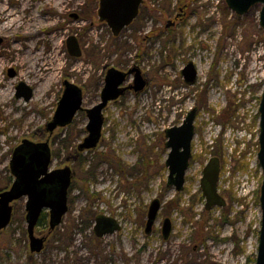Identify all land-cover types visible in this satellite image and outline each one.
<instances>
[{
    "label": "rangeland",
    "instance_id": "obj_1",
    "mask_svg": "<svg viewBox=\"0 0 264 264\" xmlns=\"http://www.w3.org/2000/svg\"><path fill=\"white\" fill-rule=\"evenodd\" d=\"M7 5L18 7L19 1ZM98 5V0H31L20 22L34 15L30 36L24 26L1 30L0 22V190L14 180L9 170L14 148L23 139H47L45 125L64 80L82 89L84 109L100 100L104 67L138 66L148 81L142 91L124 93L103 109L94 149L76 150L87 134L84 110L53 131L50 169L67 165L72 171L67 212L51 233L48 216L46 225L35 227L46 241L42 251L31 253L26 197L14 201L9 225L0 231V264H253L247 258L255 262L262 181L256 113L264 87L260 5L237 15L225 0H144L137 18L117 36L98 19ZM177 12L180 20L166 28ZM70 35L77 39L79 57L67 51ZM15 53L23 57L15 60ZM45 56L53 64L43 66ZM189 61L197 70L193 85L180 74ZM19 82L32 89L28 101L15 97ZM193 108L191 158L177 192L166 185L164 130L179 125ZM213 157L219 160L217 189L226 204L205 210L200 178ZM154 198L161 208L145 234ZM98 215L115 219L119 229L96 237ZM166 217L172 231L164 240Z\"/></svg>",
    "mask_w": 264,
    "mask_h": 264
},
{
    "label": "water",
    "instance_id": "obj_2",
    "mask_svg": "<svg viewBox=\"0 0 264 264\" xmlns=\"http://www.w3.org/2000/svg\"><path fill=\"white\" fill-rule=\"evenodd\" d=\"M142 0H99L98 19L105 21L112 34L117 36L137 16ZM227 7L237 15H243L254 5H260L258 20L259 26L264 30V0H225ZM171 25L169 20L165 27ZM264 40V35H263ZM66 48L71 56L79 57L81 49L75 36L66 39ZM104 85L100 92V100L91 108H82V89L69 82L63 81L62 94L56 104L51 119L45 125L48 137L43 142H32L23 139L17 145L9 161V170L14 180L8 189L0 190V231L9 225L12 216V203L26 197L25 221L29 240V251L39 253L46 237H37L34 233L37 221L42 211H47L49 231L54 230L62 221L67 212V193L71 183L72 171L69 166L50 169L51 149L49 137L57 128L69 125L75 114L84 110L88 122L85 130L86 136L77 145L79 152L94 149L100 141L104 123L103 109L108 102L116 100L127 90L135 93L142 91L147 81L137 67L122 71L114 67H104ZM13 72L10 71L9 75ZM180 74L186 85H193L196 81L197 70L193 62H187ZM132 75V82L124 85ZM15 97L28 101L32 96L31 87L23 82L16 86ZM259 135L257 160L261 169L262 181L259 189V206L261 211L260 227L258 233L257 252L254 264H264V87L259 102ZM196 109H191L179 125L164 130L166 138L165 147L169 149L164 165L168 169L166 185L179 192L184 186V176L191 158V142L194 136V119ZM220 166L216 157L209 159L201 172L200 189L205 199L204 208L223 207L225 199L218 193L217 183ZM161 208L158 198L150 201L145 221V234L152 231ZM119 229L117 221L111 217L98 215L95 218L93 232L96 237L111 234ZM172 231V221L169 217L163 219L161 235L164 240L169 238Z\"/></svg>",
    "mask_w": 264,
    "mask_h": 264
},
{
    "label": "flooded vegetation",
    "instance_id": "obj_3",
    "mask_svg": "<svg viewBox=\"0 0 264 264\" xmlns=\"http://www.w3.org/2000/svg\"><path fill=\"white\" fill-rule=\"evenodd\" d=\"M7 1L8 0H0V19H2V21H0L2 23V27H1V30H13V29H16V28H19V27H23L24 26V35L26 36H30L32 33V30H33V25H34V15L32 13H30V17H27L26 20H24V22H22V24L20 23L22 21V14L30 8V3H31V0H18L19 1V6L18 7H15V6H12V7H9L7 5ZM16 1V0H15ZM98 3H99V0H98ZM144 3V0H142V3L140 4L139 8H138V14L137 16L139 15V12H140V7L143 5ZM99 6V5H98ZM182 8H179V10H181ZM183 10V9H182ZM98 11V10H97ZM33 12V11H32ZM183 12V11H182ZM75 18L77 17V15H73ZM137 16L135 17V19L137 18ZM134 19V20H135ZM133 20V21H134ZM178 20H180V14L179 12L176 13V15L170 19L171 21V24H174L176 23ZM132 21V22H133ZM169 21V20H168ZM167 21V22H168ZM131 22V23H132ZM20 23V24H19ZM130 23V24H131ZM129 24V25H130ZM170 26V25H169ZM168 26V27H169ZM167 28V27H166ZM1 41V39H0ZM12 49L16 52H22L23 51V48H17L15 45H12ZM51 53V52H50ZM15 60H20L22 57H23V54H19L18 56V53H15L14 56ZM18 58V59H17ZM44 65L43 66H50L51 64H53L52 62H49L47 60V56L44 57ZM1 63H3V61L0 59V65ZM4 65V64H3ZM133 67H137L139 68L138 66H133ZM132 68V67H131ZM130 69V68H129ZM140 70V68H139ZM141 71V70H140ZM142 73V72H141ZM144 76V78L146 79L147 81V78L145 77L144 74H142ZM132 77V75L129 77L128 80H130ZM133 78V77H132ZM127 80V82H128ZM132 82V80H131ZM131 82L129 83H125V85H128L130 84ZM1 78H0V84H1ZM147 84H148V81H147ZM147 86V85H146ZM145 86V87H146ZM145 89V88H144ZM135 93L132 89H129L127 90L125 93ZM138 93V92H137Z\"/></svg>",
    "mask_w": 264,
    "mask_h": 264
},
{
    "label": "trees",
    "instance_id": "obj_4",
    "mask_svg": "<svg viewBox=\"0 0 264 264\" xmlns=\"http://www.w3.org/2000/svg\"><path fill=\"white\" fill-rule=\"evenodd\" d=\"M47 216L48 215H47L46 211H42V213L40 214V217L37 221L36 226L46 225L47 224ZM247 260H248V262H253V264H254V259H252V257H248Z\"/></svg>",
    "mask_w": 264,
    "mask_h": 264
},
{
    "label": "built area",
    "instance_id": "obj_5",
    "mask_svg": "<svg viewBox=\"0 0 264 264\" xmlns=\"http://www.w3.org/2000/svg\"><path fill=\"white\" fill-rule=\"evenodd\" d=\"M257 112H258V110L256 111V113H257ZM240 132H241V135H242V136H244V134H243L242 130H241Z\"/></svg>",
    "mask_w": 264,
    "mask_h": 264
}]
</instances>
